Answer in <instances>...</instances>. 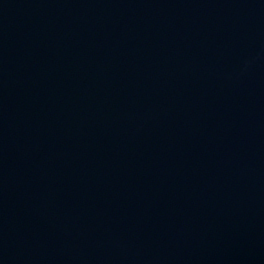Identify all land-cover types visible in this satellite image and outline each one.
I'll return each instance as SVG.
<instances>
[{
  "label": "water",
  "instance_id": "95a60500",
  "mask_svg": "<svg viewBox=\"0 0 264 264\" xmlns=\"http://www.w3.org/2000/svg\"><path fill=\"white\" fill-rule=\"evenodd\" d=\"M0 264H264V0H0Z\"/></svg>",
  "mask_w": 264,
  "mask_h": 264
}]
</instances>
